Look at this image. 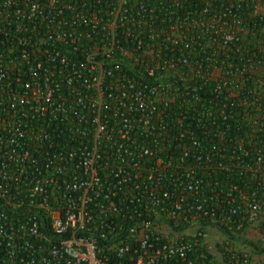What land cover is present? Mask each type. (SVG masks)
<instances>
[{"label":"built area","instance_id":"1","mask_svg":"<svg viewBox=\"0 0 264 264\" xmlns=\"http://www.w3.org/2000/svg\"><path fill=\"white\" fill-rule=\"evenodd\" d=\"M263 23L264 0H0V264H264Z\"/></svg>","mask_w":264,"mask_h":264},{"label":"trees","instance_id":"2","mask_svg":"<svg viewBox=\"0 0 264 264\" xmlns=\"http://www.w3.org/2000/svg\"><path fill=\"white\" fill-rule=\"evenodd\" d=\"M264 24V23H263ZM229 62V61H228ZM227 62V63H228ZM245 89L243 91H241V93H246L248 91V87H244ZM225 98H226V93H225ZM226 99H225V103H226ZM236 115L233 117V119L229 120V130H225V131H245V127L242 124V119L239 116L240 112L237 110L235 111ZM214 126V125H213ZM226 234V233H225ZM251 246H253V248L258 252V253H263L264 254V247L256 244V243H250ZM220 245H218L219 248ZM200 252V251H199ZM209 257H212V255L208 254Z\"/></svg>","mask_w":264,"mask_h":264},{"label":"rangeland","instance_id":"3","mask_svg":"<svg viewBox=\"0 0 264 264\" xmlns=\"http://www.w3.org/2000/svg\"><path fill=\"white\" fill-rule=\"evenodd\" d=\"M211 243L213 245V250L216 251L218 248L216 247V245L218 246V239L215 238L214 236L211 237ZM244 249H247L249 251V254H251L252 256H255V258L257 257L258 259L264 261V254L263 253H258L253 246L251 245H247V247H244ZM219 256V255H217Z\"/></svg>","mask_w":264,"mask_h":264}]
</instances>
